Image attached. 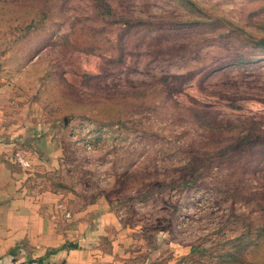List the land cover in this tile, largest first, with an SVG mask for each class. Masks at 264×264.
Instances as JSON below:
<instances>
[{
	"label": "rangeland",
	"instance_id": "374dc122",
	"mask_svg": "<svg viewBox=\"0 0 264 264\" xmlns=\"http://www.w3.org/2000/svg\"><path fill=\"white\" fill-rule=\"evenodd\" d=\"M0 112L92 253L264 264V0H0Z\"/></svg>",
	"mask_w": 264,
	"mask_h": 264
},
{
	"label": "crops",
	"instance_id": "0c3cea01",
	"mask_svg": "<svg viewBox=\"0 0 264 264\" xmlns=\"http://www.w3.org/2000/svg\"><path fill=\"white\" fill-rule=\"evenodd\" d=\"M7 126L4 117H0V264L32 261L38 264H120L116 256L96 255L89 242L84 245L88 238L77 233L84 228V223L66 230L56 224L51 217L53 196L42 190L35 192L34 186H30L35 182L28 180L27 172L32 171V165L43 164V161L30 158L24 151L28 150L27 128ZM11 136L18 137L22 144L10 142ZM14 152L27 160L28 169L15 162ZM45 154L51 155L49 151ZM69 245L76 249L68 248ZM151 257H146L142 264H153L149 261Z\"/></svg>",
	"mask_w": 264,
	"mask_h": 264
},
{
	"label": "built area",
	"instance_id": "2783aa9c",
	"mask_svg": "<svg viewBox=\"0 0 264 264\" xmlns=\"http://www.w3.org/2000/svg\"><path fill=\"white\" fill-rule=\"evenodd\" d=\"M16 161L22 167H28L29 166L28 162L24 159V157H22L19 154H16ZM29 264H38V263L36 261H32Z\"/></svg>",
	"mask_w": 264,
	"mask_h": 264
},
{
	"label": "trees",
	"instance_id": "16d2710c",
	"mask_svg": "<svg viewBox=\"0 0 264 264\" xmlns=\"http://www.w3.org/2000/svg\"><path fill=\"white\" fill-rule=\"evenodd\" d=\"M67 247L70 248V249H76V246H74V245H69Z\"/></svg>",
	"mask_w": 264,
	"mask_h": 264
}]
</instances>
